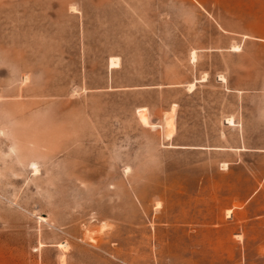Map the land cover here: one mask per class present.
<instances>
[{
  "label": "rangeland",
  "instance_id": "1",
  "mask_svg": "<svg viewBox=\"0 0 264 264\" xmlns=\"http://www.w3.org/2000/svg\"><path fill=\"white\" fill-rule=\"evenodd\" d=\"M0 264H264V0H0Z\"/></svg>",
  "mask_w": 264,
  "mask_h": 264
},
{
  "label": "bare ground",
  "instance_id": "2",
  "mask_svg": "<svg viewBox=\"0 0 264 264\" xmlns=\"http://www.w3.org/2000/svg\"><path fill=\"white\" fill-rule=\"evenodd\" d=\"M192 58L194 60L196 59V52H193ZM118 65H119V59H117V58L111 59V62H110V67L111 68L116 67ZM204 78H206V76H204ZM220 80L226 82V79H225L224 76H220ZM194 87H195V83L194 82H192V83L189 84V89L190 90H193ZM169 113H171V111L166 113V124H167V127H168V133H167V136L166 137L170 139L173 136V124L174 123H173V115L171 116L172 113L171 114H169ZM143 119H144V121L148 122L147 115H143ZM226 122L229 123L230 125H234L235 124L234 118H232V117L231 118H228ZM229 211L231 212L232 210H229ZM61 246L62 247H65V245H63V244H61Z\"/></svg>",
  "mask_w": 264,
  "mask_h": 264
},
{
  "label": "crops",
  "instance_id": "3",
  "mask_svg": "<svg viewBox=\"0 0 264 264\" xmlns=\"http://www.w3.org/2000/svg\"><path fill=\"white\" fill-rule=\"evenodd\" d=\"M175 105H176V104H175ZM175 105H174V106H175ZM234 121H235V120H234ZM235 124H236V123H235ZM231 210H232V209H231Z\"/></svg>",
  "mask_w": 264,
  "mask_h": 264
},
{
  "label": "snow or ice",
  "instance_id": "4",
  "mask_svg": "<svg viewBox=\"0 0 264 264\" xmlns=\"http://www.w3.org/2000/svg\"><path fill=\"white\" fill-rule=\"evenodd\" d=\"M237 51H238V49H237Z\"/></svg>",
  "mask_w": 264,
  "mask_h": 264
}]
</instances>
